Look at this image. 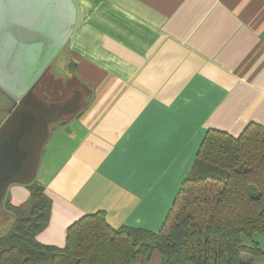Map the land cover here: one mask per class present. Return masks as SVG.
I'll return each instance as SVG.
<instances>
[{"label":"crops","instance_id":"1","mask_svg":"<svg viewBox=\"0 0 264 264\" xmlns=\"http://www.w3.org/2000/svg\"><path fill=\"white\" fill-rule=\"evenodd\" d=\"M76 1L80 24L58 54L70 82L55 99L44 87L36 96L52 110L43 121L69 115L32 172L51 199L36 238L58 247L98 211L113 227L158 233L207 131L264 126V0ZM9 195L16 206L28 197ZM12 217L0 205V221ZM252 240L264 251V233Z\"/></svg>","mask_w":264,"mask_h":264},{"label":"trees","instance_id":"2","mask_svg":"<svg viewBox=\"0 0 264 264\" xmlns=\"http://www.w3.org/2000/svg\"><path fill=\"white\" fill-rule=\"evenodd\" d=\"M37 88L29 94L38 97ZM55 119L42 121L34 131L31 164L16 182L30 188L29 199L16 206L8 189L1 192L0 205L14 221L0 235V264H153L156 257L158 264H255L264 254L252 240L264 233V126L257 122L237 137L207 131L158 233L113 227L98 211L68 227L64 247L41 243L36 236L48 225L51 199L32 172L43 144L63 123ZM13 120L9 128L17 125L18 116ZM245 237L251 239L249 244Z\"/></svg>","mask_w":264,"mask_h":264},{"label":"water","instance_id":"3","mask_svg":"<svg viewBox=\"0 0 264 264\" xmlns=\"http://www.w3.org/2000/svg\"><path fill=\"white\" fill-rule=\"evenodd\" d=\"M81 18L76 0H0V89L15 109L0 132V198L26 175V170L20 174L29 152L21 142L32 132L34 117L23 101L70 42ZM16 116L18 123L10 129Z\"/></svg>","mask_w":264,"mask_h":264},{"label":"flooded vegetation","instance_id":"4","mask_svg":"<svg viewBox=\"0 0 264 264\" xmlns=\"http://www.w3.org/2000/svg\"><path fill=\"white\" fill-rule=\"evenodd\" d=\"M46 74L47 73L45 72V74L39 79V81L37 82L38 85L39 84L42 85V82H43L42 80L46 76ZM19 104L16 107H18ZM23 105H24V108L25 109H28V111L34 117V119H33L32 132L30 134H28L27 136H25L22 139V142H21V148H22V150H25V151H27L29 153L27 154L26 159L24 160L23 167H22V172H21L20 175H22L24 173V171L26 170V168H28V166L31 164V161H30L31 154H32L31 151L33 150V148H34V146L36 144V139L34 138L35 137L34 136V131H36L40 127V124L42 123V119H41L42 116L43 115H46L47 116L48 113L49 112L51 113V111H52L51 110V111L48 112L47 110H43L42 104L33 95H28L24 99ZM12 106H13V100L6 93H4L0 89V132H2V128L4 127V125H6L7 123H9L8 119L10 118L12 112L15 110V109L11 110ZM40 109H42L45 113L43 114V112H38V111H40ZM66 117L69 118V115L68 116L63 115V118L62 119L61 118L60 119L57 118V120L55 119L54 121L62 120V122H65L67 120ZM1 207H3V204H1Z\"/></svg>","mask_w":264,"mask_h":264},{"label":"rangeland","instance_id":"5","mask_svg":"<svg viewBox=\"0 0 264 264\" xmlns=\"http://www.w3.org/2000/svg\"><path fill=\"white\" fill-rule=\"evenodd\" d=\"M70 69V67H69ZM71 70V69H70ZM66 74L68 75V68L67 63L65 62V53L64 51L62 54L58 56V59H56L51 67V70L46 74V76L43 78L42 85H38V90H40V87H44L45 91L47 92L48 96L52 99H55L56 97H59V87L60 85H65L69 83L70 79L66 78ZM47 77V78H46ZM47 79V81H46ZM63 95V94H61ZM54 127V126H52ZM11 187H17L22 189L28 194V197L26 200H28L30 196V188L27 185L19 184V183H13L9 186L8 191L11 189ZM14 221L13 217L11 219H7L4 221H0V235L4 234L9 230L10 224ZM255 235V234H254ZM244 242L246 244H249L251 242L250 238L245 237Z\"/></svg>","mask_w":264,"mask_h":264}]
</instances>
